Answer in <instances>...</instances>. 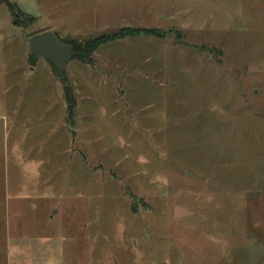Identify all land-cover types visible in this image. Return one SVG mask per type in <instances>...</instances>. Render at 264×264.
I'll list each match as a JSON object with an SVG mask.
<instances>
[{"label":"rangeland","instance_id":"374dc122","mask_svg":"<svg viewBox=\"0 0 264 264\" xmlns=\"http://www.w3.org/2000/svg\"><path fill=\"white\" fill-rule=\"evenodd\" d=\"M45 31L80 55L60 79L30 53ZM251 66L264 70V0H0V205L21 199L23 234L64 245L51 264H251L240 220L255 225L258 200L227 198L241 172L264 190ZM22 154L43 170L16 195Z\"/></svg>","mask_w":264,"mask_h":264},{"label":"crops","instance_id":"0c3cea01","mask_svg":"<svg viewBox=\"0 0 264 264\" xmlns=\"http://www.w3.org/2000/svg\"><path fill=\"white\" fill-rule=\"evenodd\" d=\"M55 33V32H54ZM23 155V154H22ZM33 155V154H32ZM29 160L31 158H27V155H23V159ZM32 162V161H31ZM37 161L35 162L33 160L32 163H28L27 166H30V170L27 173V179L22 181L18 180L16 182L18 183V186H15L17 189V194L20 195L22 192V185L23 184H33L37 183L41 177V171L43 170L42 168H37ZM37 168L36 170H34ZM240 172V171H239ZM21 175V174H20ZM8 174L6 173V178L5 181L3 182V185L5 188L4 192L6 194L5 199L7 196H10V185L11 181L10 178H8ZM246 174L244 172H241V175H236V177H239L242 179V181H233L231 179L228 181V205H237V206H250L248 203V198L250 195L251 197H255L254 199L258 200L257 203L255 204V208L257 209L256 216L257 221L255 225L253 226L252 223L250 224L249 219L247 216H245V219L242 217L243 225L247 224L246 226V241L248 242L246 245V260L251 263V264H264V234L262 235L260 233L261 230L264 231V222L259 221V217L261 214V211L263 210L264 207V190L261 191L259 189L260 185L253 186L256 188V192L252 196V189H249L248 186H246ZM37 178V179H36ZM22 183V184H21ZM245 183L246 188H243V185ZM1 185V186H3ZM26 185V186H27ZM48 185V183L46 184ZM21 186V187H20ZM28 187V186H27ZM12 190H14L11 187ZM25 189V188H24ZM243 189H247L242 192ZM22 198V197H21ZM2 205H0V209L2 211H6V214L8 215L7 217H2L0 218V246H2V249H5L7 254L5 255V259L0 258V264H51L48 262V259L52 257V255H59L63 254L65 252L64 245L60 244V251L56 245L54 247L53 243L54 240L49 237L48 239H38L35 240V237L24 235L21 225L23 226V221H22V215L23 213V206L21 204V199H16L15 203H11L10 200L4 201ZM22 207V211H21ZM180 207V206H179ZM235 207V206H233ZM38 207H35V211L37 210ZM1 212V211H0ZM174 213V211H173ZM193 216V215H192ZM191 217V216H189ZM249 224V228H248ZM236 232V229H234L233 233ZM34 238V239H33ZM62 251V252H61ZM40 252L43 255V258L40 256ZM36 253H38L39 257L41 260H38L39 257L36 256ZM55 264H58L55 263Z\"/></svg>","mask_w":264,"mask_h":264},{"label":"water","instance_id":"95a60500","mask_svg":"<svg viewBox=\"0 0 264 264\" xmlns=\"http://www.w3.org/2000/svg\"><path fill=\"white\" fill-rule=\"evenodd\" d=\"M30 53L35 59H46L56 68V78L64 76L67 65L79 57L74 46L62 42L53 31H45L29 39ZM249 72H264V70L251 66ZM194 213L182 207L174 208L176 219L192 216Z\"/></svg>","mask_w":264,"mask_h":264},{"label":"trees","instance_id":"16d2710c","mask_svg":"<svg viewBox=\"0 0 264 264\" xmlns=\"http://www.w3.org/2000/svg\"><path fill=\"white\" fill-rule=\"evenodd\" d=\"M15 10H16L15 7H11L10 8L11 13H13V14L15 13ZM147 32L150 35H154L155 34L154 31H152V30L147 31ZM127 36H131V35H124V34H120L119 33V34L113 35L111 37H102V38L96 39V40L88 43L87 48H86V51L84 53V56H86V55L87 56H91L101 46L106 45V44H109L111 42H114V41L119 40V39H122V38H126ZM67 90H70V89L69 88H66V91ZM73 110H74V106L71 104V107H70L71 113L73 112Z\"/></svg>","mask_w":264,"mask_h":264}]
</instances>
